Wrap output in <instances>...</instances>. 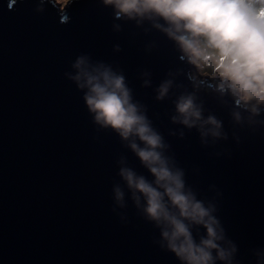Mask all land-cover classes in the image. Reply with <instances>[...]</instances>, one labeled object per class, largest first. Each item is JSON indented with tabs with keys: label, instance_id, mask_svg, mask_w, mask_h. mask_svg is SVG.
Returning a JSON list of instances; mask_svg holds the SVG:
<instances>
[{
	"label": "water",
	"instance_id": "1",
	"mask_svg": "<svg viewBox=\"0 0 264 264\" xmlns=\"http://www.w3.org/2000/svg\"><path fill=\"white\" fill-rule=\"evenodd\" d=\"M10 3L0 0V264H179L160 248V230L119 172L151 175L127 141L94 123L69 79L78 56L124 75L186 187L216 206L226 240L237 245L233 264H256L264 249V114L242 113L237 124L231 98L211 79H191L174 42L147 20L116 19L100 0H76L63 15L49 0ZM166 80L172 88L157 100ZM181 94H195L227 139L205 143L197 128L173 123Z\"/></svg>",
	"mask_w": 264,
	"mask_h": 264
},
{
	"label": "clouds",
	"instance_id": "2",
	"mask_svg": "<svg viewBox=\"0 0 264 264\" xmlns=\"http://www.w3.org/2000/svg\"><path fill=\"white\" fill-rule=\"evenodd\" d=\"M16 2L12 0L8 8ZM75 2L49 0L61 15ZM100 3L111 8L116 19L135 20L137 24L147 20L163 32L174 42L181 59L191 66V79H211L221 97L231 98L232 117L237 124L244 119L242 113H247L249 120L264 114V0ZM72 67L76 74L69 79L83 91L94 123L127 141L152 177L149 180L129 168L119 172L136 207L160 230V248L172 253L179 264H233L237 245L226 240L225 229L215 215L216 206L197 199L192 189L186 187L183 170L164 155L163 138L133 102L124 75L102 63H92L87 56H78ZM172 84L171 80L161 83L156 99L168 96ZM175 113L172 122L197 128L205 143L208 137L227 139L222 121L215 115L205 116L195 94L178 96ZM124 197L125 192L117 186L114 198L120 207H124ZM255 257L256 264H264V249L257 250Z\"/></svg>",
	"mask_w": 264,
	"mask_h": 264
}]
</instances>
